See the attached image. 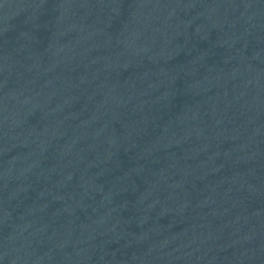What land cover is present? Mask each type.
Returning a JSON list of instances; mask_svg holds the SVG:
<instances>
[{"label": "water", "instance_id": "obj_1", "mask_svg": "<svg viewBox=\"0 0 264 264\" xmlns=\"http://www.w3.org/2000/svg\"><path fill=\"white\" fill-rule=\"evenodd\" d=\"M0 264H264V0H0Z\"/></svg>", "mask_w": 264, "mask_h": 264}]
</instances>
